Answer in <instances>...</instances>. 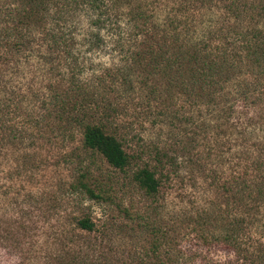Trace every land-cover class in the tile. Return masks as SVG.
I'll use <instances>...</instances> for the list:
<instances>
[{
  "label": "rangeland",
  "instance_id": "rangeland-1",
  "mask_svg": "<svg viewBox=\"0 0 264 264\" xmlns=\"http://www.w3.org/2000/svg\"><path fill=\"white\" fill-rule=\"evenodd\" d=\"M133 1L145 4L159 28L177 5L176 0ZM128 8L122 6L124 11ZM180 15L181 26L186 23L189 28L179 30L186 43L200 44L205 37L217 58L226 43L224 36L243 42L227 61L216 63L214 72H219L213 78L210 104L198 96L190 102L178 91L167 106L160 97L165 76L141 43L138 61L121 66L132 83L128 95L116 102L119 112L113 120L129 132L125 149L133 152L155 141L178 153L177 160L169 156L170 166L159 174L155 198L139 190L129 170L113 168L97 151L85 149L78 127L58 123L53 113L34 124L37 104L26 95L18 104L22 138L16 135L0 144V264H60L67 257L78 264L131 262L132 252L151 240L150 228L141 231V222L167 229L177 222L182 235L194 227L196 211L212 206L221 181L232 176L253 179L252 165L264 160V0H191ZM77 20L86 27V19ZM82 27L75 31L79 48ZM112 45L106 40L101 48L83 49L92 63L85 71L95 68L105 75L117 68L121 60L116 55L112 61ZM93 84L91 91L99 95L114 97L118 91L108 83ZM175 109L191 119L184 121L180 114L169 118ZM171 130L178 135L170 139ZM146 153L139 164L150 161ZM81 175L101 197L91 198L82 190ZM83 216L95 222L93 231L75 227L74 220Z\"/></svg>",
  "mask_w": 264,
  "mask_h": 264
},
{
  "label": "trees",
  "instance_id": "trees-1",
  "mask_svg": "<svg viewBox=\"0 0 264 264\" xmlns=\"http://www.w3.org/2000/svg\"><path fill=\"white\" fill-rule=\"evenodd\" d=\"M176 4L174 14L167 15L165 25L159 28L150 20L152 15L145 4L133 0H0V144L16 135L22 138L18 104L28 95L37 104L34 124L53 113L58 123L78 127L85 149L97 151L113 168L129 170L139 190L155 198L159 174L170 166V157L177 160L174 156L178 153L162 149L155 141L133 152L125 149L129 132L113 120L119 112L116 102L128 95L132 83L122 69L126 63L138 61L141 43L151 63L165 76L166 89L160 97L167 106L178 91L190 102L197 100L192 96H198L210 104L216 85L213 78L219 72H214L216 63L227 61L232 49L243 42L224 36L226 43L217 51L218 58L205 37L200 38V44L186 43L179 30L189 28L186 23L181 26L184 21L180 14L191 0H176ZM123 5H128V10H122ZM74 19H86V27ZM79 27L83 30L81 48L75 33ZM106 40L113 42L111 57L112 61L119 57V66L106 70L105 75L95 68L85 71L92 63L88 64L83 49L101 48ZM107 76L110 79L105 82ZM97 82L108 83L118 91L114 97L99 95L90 89ZM60 83L65 89L58 86ZM179 114L184 121L191 119L177 109L168 117ZM147 116H151L149 112ZM170 133V139L178 135ZM146 150L150 161L141 165ZM252 166L255 175L251 180L232 176L221 181L212 206L196 211L194 227L182 235L177 222L170 229L141 222V231L150 228L151 240L135 249L133 261L124 264H264V160ZM83 176L78 180L82 190L91 198L101 197ZM96 187L104 190L97 183ZM74 225L86 232L95 228L89 216L77 217ZM213 252L215 258L210 255ZM72 261L73 257H67L60 264H78Z\"/></svg>",
  "mask_w": 264,
  "mask_h": 264
}]
</instances>
